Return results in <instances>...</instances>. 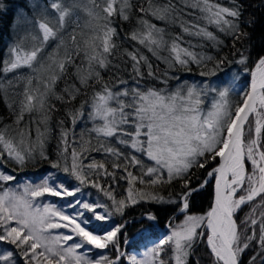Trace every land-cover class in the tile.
Returning <instances> with one entry per match:
<instances>
[{"label":"snow or ice","instance_id":"1","mask_svg":"<svg viewBox=\"0 0 264 264\" xmlns=\"http://www.w3.org/2000/svg\"><path fill=\"white\" fill-rule=\"evenodd\" d=\"M27 7L39 9L34 18L0 0V16L15 11L31 25L0 58V102L9 109V122L0 121V264H122L125 258L128 264H202L201 244L209 264H245L250 250L247 264H264V34L258 46V18H244L243 0L230 6L216 0H28ZM125 23L131 27L121 37ZM29 38L30 46L24 43ZM206 44L215 55L203 51ZM224 47L228 55L219 54ZM193 64L200 77H215V86L171 71H190ZM226 65L236 66L230 84L243 71L239 89L220 87ZM146 78L156 83H142ZM61 108L52 159L47 149ZM84 121L91 127L77 134ZM41 161L55 172L39 183L12 174ZM199 170L206 171L202 180ZM101 177L110 178L107 187ZM120 181L127 194L117 198L113 185ZM209 183L210 206L193 213L195 197ZM173 184L179 191L161 194ZM87 185L111 203L78 198ZM46 195L72 199L62 208L45 202ZM140 203L171 207L173 215L167 233L139 258L121 250L125 223L102 234L87 227L93 218L123 217ZM246 206L250 211L238 219ZM142 219L151 224L158 217L148 211ZM110 246L112 256L83 251Z\"/></svg>","mask_w":264,"mask_h":264},{"label":"trees","instance_id":"2","mask_svg":"<svg viewBox=\"0 0 264 264\" xmlns=\"http://www.w3.org/2000/svg\"><path fill=\"white\" fill-rule=\"evenodd\" d=\"M5 2L8 3L10 6L19 5L21 8H25L29 18H34L36 15V12L39 11L38 8L35 11L32 10L31 8H28L27 7L28 0H5ZM34 2H36L37 4H42L44 0H34ZM132 2L135 4L137 3V0H132ZM140 2H146V0H140ZM158 2L162 3V2H165V0H158ZM216 2L224 6H230L231 4V0H216ZM243 3L245 4L247 8L244 18L247 19L249 14L258 18V23L256 25V29H257L256 36H257V43L259 46V37L262 34H264V3H262V0H243ZM152 22L156 23L160 27L164 26L163 22L161 21L152 19ZM130 27L131 26L126 23L121 26L122 28L121 37H123L124 31L129 29ZM30 29H31L30 23H28L23 16H21L19 20H17L15 11L9 12L7 15L0 16V58H6L8 48L13 44V42L16 41L17 37L25 36L30 31ZM168 31L175 34V33H179L180 29L176 26H169ZM221 38L226 39L223 36ZM186 39H192V38L186 37ZM24 43L30 46L31 45L30 38L25 40ZM117 43H120V40H117ZM193 43H200V41L193 39ZM226 43H230V42L226 40ZM123 46L131 47L132 45L130 44V42L124 41ZM196 50L201 51V49L199 48ZM203 51L207 52L208 54H212V55L216 54V49L212 48L210 44H206ZM147 54L150 56L154 68L157 65H159L160 71H164L166 66L160 63L159 61H157L154 57H151L150 53H147ZM219 54L228 55L229 47H224L223 51L220 52ZM208 67L210 68L212 67V65L209 64ZM200 70H201L200 67L193 64L191 65L190 71L188 69H183V68H178V69H174L171 71H173L181 79L187 80V81L200 82L202 79H210L212 83L217 82V79L215 77H211V78L200 77L199 75ZM235 72H236L235 65H231V66L226 65L224 67V72L220 73V79L225 80L226 79L225 77H227L228 75H233L231 73H235ZM145 73H146V69H145ZM225 73H227V76H225ZM123 75L125 79H128L130 81V86H131V76L129 72H125ZM105 78L107 79V75L105 76ZM236 82L239 87L242 84H244L245 80H244V74L242 70H241V78L236 80ZM142 83L150 85L156 82L151 81L150 79L146 78L145 81H143ZM172 83L174 86L175 82H172ZM61 87H63V85H61ZM3 95H4L3 91H0V96H3ZM232 99L233 100L237 99L235 94L232 96ZM78 103L79 101L76 102V106H78ZM63 116H64V109L61 108L55 114V120H53L52 122L53 138L50 140V143L47 149L52 159L56 158L55 150H56L57 140L55 139V137L59 135V130L56 128V120L62 118ZM0 121L9 122V109H7L5 104L2 102H0ZM68 126L71 129L70 123ZM85 127H89V126L86 124L85 121L81 122L79 126L76 127L75 129L76 133L79 134L80 131ZM85 139H87V137H85ZM92 143L95 144L96 141L93 140ZM91 156L94 157L97 161L106 159V157L102 153H91ZM89 162L90 160L85 161V163H89ZM109 170H111L110 162H109ZM49 172H55V170L50 168V165L48 164L47 161H41L35 166H32L30 164L28 167L24 169L17 168V170L12 174L16 175L18 179H21L25 177H30V178L39 177L44 174H48ZM58 175L60 176L61 179L65 178V174L62 172L59 173ZM117 175H119V173H117ZM197 175L202 180L206 176V171L199 170ZM100 182L105 187H107L110 182V178L101 177ZM76 183L77 182L74 180L71 181V184H76ZM113 187L115 188L117 198H119L121 195L127 194L124 191V189L127 188L126 181H120L118 186L113 185ZM82 189H83L82 192H87L95 200L102 201L108 204L111 203V201L107 200V198L103 195V193L98 192L96 188H93L90 185L82 186ZM169 191H179V184H173L171 188H166L164 191L161 192V194L167 195ZM212 195H213V185L212 183H209V185L195 197L194 202H193L192 212L196 214L205 212L211 204ZM148 211H153L156 213L158 217V220L156 222H152L150 224V222H148L147 220L142 219V213H145ZM249 211H250V206L244 207L240 211L238 219H243L244 216ZM172 215H173V209L171 207L164 208V207H157L154 204L140 203L138 205L128 207L123 217L119 215L112 216L108 221L103 223L99 231L103 232L104 230L109 229L114 224L125 223L124 229L119 234V239H120L121 250L125 251L129 255L135 251H138L144 247H147L153 244L155 241H157L158 238L163 237L167 233L168 229L165 230L164 234H162V232L159 229L167 227L169 218ZM179 219H182V217H180ZM147 229H150L149 232H145V230ZM137 233L138 235L136 236ZM125 237L127 238L128 243H124ZM108 251L110 253V256L114 255L115 253V249L111 248V246L109 247ZM253 254L254 252L250 250L244 256L245 264H247L248 258ZM197 255L201 257L202 264H209V258L206 255V249L203 244L199 245L197 249ZM122 264H128L127 258H125Z\"/></svg>","mask_w":264,"mask_h":264},{"label":"rangeland","instance_id":"3","mask_svg":"<svg viewBox=\"0 0 264 264\" xmlns=\"http://www.w3.org/2000/svg\"><path fill=\"white\" fill-rule=\"evenodd\" d=\"M24 30V29H23ZM27 30V29H26ZM231 74H234V73H231ZM232 75H228L227 77H225V83L224 84H221L220 87L221 88H224V87H230V86H234L236 89H239L240 87L237 85V82L235 81L233 84H230L229 81L231 79ZM190 83L193 82V81H189ZM195 82H198V81H195ZM217 82H213V85L215 86ZM234 95V93L232 94V96ZM232 96H231V99H232ZM86 124L91 127V124L88 123L87 121H85ZM47 174H44L42 176H39V177H34V178H30V177H25V178H21L19 179L20 181H31V182H35V183H39L40 180L42 178H44ZM78 198H81L83 200H89V201H93V202H96L98 200H95L93 199L87 192H82L80 194H78ZM44 201L45 202H48V201H51V202H54L57 204V206L59 207H62L64 208V206L66 205V202L68 200H71L72 197H66V198H61V197H51V196H45L44 198ZM66 211L68 212H72V209H65ZM77 211H79V209H77ZM100 211H103L102 209H100ZM87 216H91V213H86ZM106 222V221H105ZM104 222H98V221H95L94 218L92 219V222L90 224L87 225V227L89 228V230L95 232V233H103V232H100V227L103 225ZM92 226V227H91ZM168 229L167 227H164V228H160L159 230L162 232V234L165 233V230ZM150 229H147L145 230V232H149ZM138 235V233L136 234V236ZM153 246V244L147 246V247H144L138 251H135L131 254H129V256L131 255H136L138 258L141 257L145 250L146 249H150L151 247ZM84 253L89 255V256H92L93 254H100V253H104L106 255H109L110 256V253L108 251V249H93L92 252H88V249L85 248L84 250Z\"/></svg>","mask_w":264,"mask_h":264}]
</instances>
